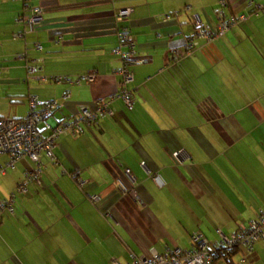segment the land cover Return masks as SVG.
<instances>
[{
	"label": "crops",
	"instance_id": "0c3cea01",
	"mask_svg": "<svg viewBox=\"0 0 264 264\" xmlns=\"http://www.w3.org/2000/svg\"><path fill=\"white\" fill-rule=\"evenodd\" d=\"M226 1L0 0V119L25 117L34 95L60 101V121L118 94L122 26L142 59L133 107L117 97L113 114L62 135L25 191L31 159L0 175V200L15 194L0 212V264H129L189 248L198 231L215 244L264 213V0ZM123 8L132 14L118 20ZM232 15L246 19L187 51L196 16L216 27ZM94 70V82L41 78ZM213 264H264V241Z\"/></svg>",
	"mask_w": 264,
	"mask_h": 264
},
{
	"label": "built area",
	"instance_id": "2783aa9c",
	"mask_svg": "<svg viewBox=\"0 0 264 264\" xmlns=\"http://www.w3.org/2000/svg\"><path fill=\"white\" fill-rule=\"evenodd\" d=\"M222 6H227L226 0H222ZM131 14V8L120 9L117 13V19L123 20ZM42 19V9L35 7L32 9V14L25 20L33 28ZM245 19V15H232L221 19L216 27H213L209 24H202L199 17L196 16V30L193 37L188 40L187 51L189 52L196 47L200 39L214 41L230 28L241 24ZM118 36L120 44L115 51L122 58L121 66L117 70L121 76L118 94L99 98L95 102V109L82 106L74 117L60 121H55L53 118L55 110L61 106L60 101H43L34 95L29 99L28 112L25 117L0 119V155L6 154L10 157L5 165H0V175L6 173L9 168L15 167L16 163L24 158L34 162V168L24 172V179L18 186L19 191H25V185L29 181H41L45 168L41 156L44 153L53 158L57 141L62 135L80 134L84 132L85 124L96 122L107 114H113L112 102L117 97H121L128 107L134 106L132 89L129 87L134 80V72L131 66L140 63L142 59L137 56L133 34L128 26L119 28ZM35 47L42 49L39 43H36ZM38 69V66L34 64L28 66L31 73L37 72ZM41 78L42 80L49 79L57 83L65 82L68 84L82 81L94 82L97 79V71L82 74L76 79L66 75L42 76ZM68 97L69 92L66 90L63 99ZM132 195H136L135 191H132ZM98 199V195L93 197L94 201ZM14 203L15 194L12 193L0 201V212L5 209L13 212ZM259 241H264V213L241 226L230 236L222 234L215 244H211L205 235L198 231L192 235V245L189 248H168L164 253L154 250L150 257L133 254L129 264H213L218 255L225 257L224 254H226V257H230L234 250L239 247H244L248 253H252Z\"/></svg>",
	"mask_w": 264,
	"mask_h": 264
},
{
	"label": "trees",
	"instance_id": "16d2710c",
	"mask_svg": "<svg viewBox=\"0 0 264 264\" xmlns=\"http://www.w3.org/2000/svg\"><path fill=\"white\" fill-rule=\"evenodd\" d=\"M224 256L226 257L227 255H226V254H224ZM220 257H221V255H218V256H217V258H220ZM217 258H215V260H216Z\"/></svg>",
	"mask_w": 264,
	"mask_h": 264
},
{
	"label": "rangeland",
	"instance_id": "374dc122",
	"mask_svg": "<svg viewBox=\"0 0 264 264\" xmlns=\"http://www.w3.org/2000/svg\"><path fill=\"white\" fill-rule=\"evenodd\" d=\"M3 200V199H2ZM1 201V200H0Z\"/></svg>",
	"mask_w": 264,
	"mask_h": 264
}]
</instances>
